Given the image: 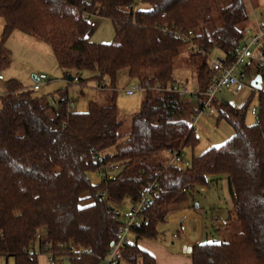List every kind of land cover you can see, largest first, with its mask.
<instances>
[{
	"label": "trees",
	"instance_id": "obj_1",
	"mask_svg": "<svg viewBox=\"0 0 264 264\" xmlns=\"http://www.w3.org/2000/svg\"><path fill=\"white\" fill-rule=\"evenodd\" d=\"M218 1L0 0V76L12 64L6 42L20 31L49 44L59 66L74 70L70 76L81 87L92 81L111 91L109 105L92 100L87 112L79 113L69 112L74 83L69 76L68 87L50 99L16 80H0V257L39 264L46 239L54 260L102 264L124 219L116 206L139 201L143 189L157 181L161 190L134 227L136 235L124 253L128 264H157L138 241L157 240L174 206L189 203L196 186L208 187L211 177L226 176L233 201L228 226L236 217L239 231L228 240L196 244L192 263L264 264V67L253 61L242 68L263 79V89L253 88L242 107L213 103L218 122L224 119L234 129L232 138L193 157L188 167L158 158L169 150L181 154L198 147L192 119L202 110L213 80L209 57L219 51L232 63L249 36L253 1L227 0L218 7L222 24L217 25ZM84 13L111 21L114 41L91 42L94 29ZM258 48L264 53V40ZM185 60L192 72L184 84H197L196 99L168 90L179 84L175 72ZM125 69L132 81H149L161 90L143 93L132 131L122 139L116 87ZM84 73L91 76L84 78ZM257 94V122L248 125ZM110 163L115 177L94 184L88 174L101 176Z\"/></svg>",
	"mask_w": 264,
	"mask_h": 264
},
{
	"label": "rangeland",
	"instance_id": "obj_2",
	"mask_svg": "<svg viewBox=\"0 0 264 264\" xmlns=\"http://www.w3.org/2000/svg\"><path fill=\"white\" fill-rule=\"evenodd\" d=\"M252 1L254 2L255 0ZM226 2L227 0H219L215 5L213 16L217 25L222 24L218 7L225 6ZM259 11L260 10L257 11V14L256 12L254 13L251 11V22L247 28L249 36L259 34L257 21L260 20V22L264 23L263 17L260 13H258ZM3 31L4 20L0 18V41ZM114 39L115 30L112 22L98 17L97 27L94 29L91 42L95 44H109L112 43ZM6 47L11 50L13 58L12 64L2 72L5 82L16 80L22 84L24 88L31 90L35 84L36 78H39L41 74H44L47 76L49 83L42 82L41 89L39 91H35V94L49 99L56 91L68 87L67 77L74 74L75 71L62 69L59 66L54 52L49 44L37 40L36 38L20 31H15L7 40ZM258 49L259 48H253V51L256 52ZM222 55L223 54L221 52L215 51L211 55L210 59L213 60ZM191 72L192 71L187 67V62L185 60L181 68H178L175 72L176 78L179 79V84L185 85L184 83H186V80L190 78ZM90 76L91 75L84 73V78H89ZM256 76V73H244L243 80L246 86L249 87ZM133 83L135 82L133 81L131 83L127 69L122 70L118 74L116 95L119 109V120L122 122V128L119 131V134L123 136L122 139L128 137L131 133L133 118L139 114L144 98L143 93H138L134 96L126 95V89ZM98 87V82L91 81L88 82L86 87H81L78 81H74V83L69 87L70 99L75 106L73 111L79 113L87 112L88 106L92 100H95L102 105H109L111 91L109 89L103 90ZM248 87H246L241 93H236L232 88L222 89L221 92L216 95L214 104L225 101L233 106L242 107L253 94L252 90ZM247 91L250 93H248L244 98ZM0 94H3L1 83ZM258 100L259 98L257 94L252 100L251 108L258 106ZM211 108L214 110L212 115L203 113L198 117L195 123L196 133L200 140V144L195 150L186 149L183 151L182 156L186 161L191 162L193 157L200 156L212 147L225 144L235 133L232 126L226 120L222 119L218 122V112L214 109V106ZM246 122L248 125H254L257 122L256 117L253 116L250 111L247 115ZM158 158L161 160L166 159L167 161L170 157L167 154H161ZM88 175L94 184H98L101 181V176L95 172H90ZM193 195L194 197L191 199L190 204L192 206L198 204L205 213L204 215L207 226L204 227V242H221L228 240L234 233L239 231V225L235 224L236 217L232 222L234 223L232 226L229 227L227 222L229 220L230 211L233 209V201L229 182L226 176L221 177L220 180H212L208 187L196 186ZM129 203V200H125L123 204L116 206V210L124 215L130 208ZM179 205L180 204L174 206L171 213L177 212L175 209H177ZM177 215L182 216V214L178 213ZM219 220L223 223H219ZM162 227L163 226H161V228ZM174 230L175 228L171 229V231ZM162 236L164 235H160V237ZM43 255L44 254L41 252L39 253V264H46ZM47 260L49 263L53 264H70V262L66 261L65 258H58L51 262L48 258ZM0 264H7L6 258L0 257ZM8 264H14V260L10 258Z\"/></svg>",
	"mask_w": 264,
	"mask_h": 264
},
{
	"label": "built area",
	"instance_id": "obj_3",
	"mask_svg": "<svg viewBox=\"0 0 264 264\" xmlns=\"http://www.w3.org/2000/svg\"><path fill=\"white\" fill-rule=\"evenodd\" d=\"M78 13V10H74ZM82 18L88 21L90 28L95 29L97 27V19L98 17L95 15H90L88 13H84ZM257 29L259 34L254 36H248L246 42L241 45L235 54V60L231 63L225 56H220L216 59L211 60L209 57V66L210 71L213 73V80L211 85L209 86L208 90L204 93L205 99L203 101V108L199 111V107L195 105L194 109L199 111L193 119V127H196L195 123L199 116L203 113H207L208 115H212L214 110L211 108L213 103L216 99V95L221 92L222 89H234L236 93H241L245 90L246 84L244 83V73L241 71L244 66L249 64L250 62L256 61L259 63L260 67H264V53L261 52L259 49L254 52L253 48H258L263 40H264V23L258 22ZM179 38L180 36L177 35ZM185 40V39H183ZM0 80L3 81L4 77L0 76ZM48 78L45 75H40L39 78H36V82L33 86L34 90H40L42 82H48ZM100 88H103L100 85ZM249 89H253L250 85ZM147 90H161L159 85L152 86L149 81H137L131 84L126 89L127 96H134L138 93H144ZM173 93H177L181 98L190 97V98H198L199 91L197 84L193 85H179L176 84L170 89ZM250 93L247 91L245 94L247 95ZM75 106L74 103H69V112H74ZM251 114L253 116L258 115V107H253L251 109ZM170 158L168 159V165H174L179 167H188L190 166V161H186L183 154L174 152L172 150L167 151L166 153ZM116 167L113 163H110L104 167L103 172L101 173V178L107 180H111L115 177ZM194 185H189L188 187L191 188ZM161 190L157 181H153L149 183L142 191L141 198L139 201L130 205L129 210L124 214L123 222L118 229V233L116 236V242L113 243L107 257L103 260L102 264H122L124 261V252L126 245L129 241H131L135 237L134 227H136L141 218L143 213L148 210L155 197L158 195V192ZM101 196L106 200L110 201L108 193L103 191L101 192ZM185 207L183 209H187ZM195 206L191 207L190 209H194L195 213L201 214V211ZM199 210V211H198ZM180 211V209H179ZM171 213L168 217V222L163 225L160 230V235H164L165 231H170V236L172 239H179L182 234H186L188 232V224H187V216L177 217V213ZM176 224L177 229L174 231L170 230V225ZM167 229V230H166ZM160 237V236H159ZM41 238V234L37 235V239ZM44 243L42 252L46 254L48 259L54 261V254L51 250V245L47 242L46 239L42 240ZM68 261V259H66ZM69 262V261H68Z\"/></svg>",
	"mask_w": 264,
	"mask_h": 264
},
{
	"label": "crops",
	"instance_id": "obj_4",
	"mask_svg": "<svg viewBox=\"0 0 264 264\" xmlns=\"http://www.w3.org/2000/svg\"><path fill=\"white\" fill-rule=\"evenodd\" d=\"M251 8L252 11L256 12V14L257 11L260 10L258 13H260L261 15L264 12V0H255L254 2H252ZM132 82L133 81L131 80V83ZM246 96L247 95L245 94L244 98ZM210 180H220V178L211 177ZM193 206L190 204V202L183 203L180 204L179 207H177V209H175L176 211H179L180 209L178 214H182V216H187L188 232L186 234H182L179 239L177 240L172 239V237L170 236L171 235L170 231H165L164 236L159 237L157 240L140 239L138 241L139 247L143 251H146L150 255H152L155 258L157 264H193L191 258L193 253V247L196 244L203 242L205 237L204 227L207 226L204 211L200 208L198 204H196V207L201 211V214L195 213L194 209H190ZM185 207L188 208L183 209ZM232 208H233V204H232ZM231 212L232 210L230 211V213ZM182 216L177 215V217H182ZM219 223H223V222L219 220ZM172 228H175L176 230L177 229L176 224L170 225V230ZM43 236L46 237L45 231H43ZM41 253L46 256V254L43 253L42 251ZM44 255L43 258L46 264H53V263H49V261L47 260L48 257L47 256L45 257ZM8 261L9 260H6L7 264ZM122 264H128V263H126L124 260Z\"/></svg>",
	"mask_w": 264,
	"mask_h": 264
},
{
	"label": "water",
	"instance_id": "obj_5",
	"mask_svg": "<svg viewBox=\"0 0 264 264\" xmlns=\"http://www.w3.org/2000/svg\"><path fill=\"white\" fill-rule=\"evenodd\" d=\"M69 81L73 82L74 78L72 76H69ZM263 79L261 75L256 76V78L252 81L251 86L256 90H262L263 89Z\"/></svg>",
	"mask_w": 264,
	"mask_h": 264
}]
</instances>
